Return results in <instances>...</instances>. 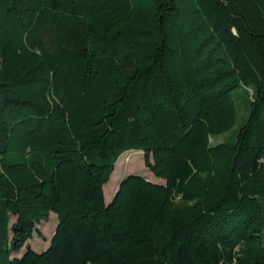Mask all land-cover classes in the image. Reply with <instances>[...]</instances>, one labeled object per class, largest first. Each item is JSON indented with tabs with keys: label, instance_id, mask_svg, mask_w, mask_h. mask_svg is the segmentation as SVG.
<instances>
[{
	"label": "trees",
	"instance_id": "16d2710c",
	"mask_svg": "<svg viewBox=\"0 0 264 264\" xmlns=\"http://www.w3.org/2000/svg\"><path fill=\"white\" fill-rule=\"evenodd\" d=\"M0 264H264V0H0Z\"/></svg>",
	"mask_w": 264,
	"mask_h": 264
},
{
	"label": "rangeland",
	"instance_id": "374dc122",
	"mask_svg": "<svg viewBox=\"0 0 264 264\" xmlns=\"http://www.w3.org/2000/svg\"><path fill=\"white\" fill-rule=\"evenodd\" d=\"M245 95L246 93L244 89L238 90L234 95L238 110L240 111L241 115L245 114L246 110V102L244 101ZM243 124L244 118L240 116L238 118L236 126L230 132L214 137L212 143L214 145H217L229 143L232 140H236V136ZM131 175L149 178V181L155 184H164V181L155 177V175L147 169L143 152H126L119 158L118 162L115 165V170L111 175L110 181L104 186L105 202L107 205L112 202L120 183L127 176ZM159 181L161 183H159ZM58 222V216L54 213H51L48 222H42V224L37 225V229L41 235L35 233L33 239H31L27 243V246H29L37 253H42L47 250L51 244V240L57 228ZM26 250L27 248L25 246L17 255V257H21L26 252Z\"/></svg>",
	"mask_w": 264,
	"mask_h": 264
},
{
	"label": "water",
	"instance_id": "95a60500",
	"mask_svg": "<svg viewBox=\"0 0 264 264\" xmlns=\"http://www.w3.org/2000/svg\"><path fill=\"white\" fill-rule=\"evenodd\" d=\"M131 176H135V175H131ZM137 176V175H136ZM121 185H122V182L120 183V185H119V187H118V190L120 189V187H121ZM118 190H117V192H118ZM117 192H116V194H117ZM116 194H115V196H116ZM55 232H56V230H55ZM55 234V233H54ZM54 236V235H53ZM52 240H53V238H52ZM52 240H51V242H52Z\"/></svg>",
	"mask_w": 264,
	"mask_h": 264
},
{
	"label": "crops",
	"instance_id": "0c3cea01",
	"mask_svg": "<svg viewBox=\"0 0 264 264\" xmlns=\"http://www.w3.org/2000/svg\"><path fill=\"white\" fill-rule=\"evenodd\" d=\"M148 180H149V178H147ZM159 183H161L160 181H159Z\"/></svg>",
	"mask_w": 264,
	"mask_h": 264
}]
</instances>
